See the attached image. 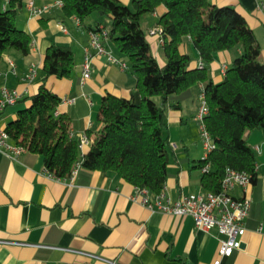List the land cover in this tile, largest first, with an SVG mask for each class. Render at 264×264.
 <instances>
[{"label": "crops", "instance_id": "1", "mask_svg": "<svg viewBox=\"0 0 264 264\" xmlns=\"http://www.w3.org/2000/svg\"><path fill=\"white\" fill-rule=\"evenodd\" d=\"M28 1L23 0L15 25L31 35L30 52L23 55L8 49L0 62V92L5 88L18 94L16 102L0 112V127L13 120L17 110L28 106L22 99L37 91L43 78L45 49L56 44L71 48L74 68L68 78L49 76L45 86L62 99L57 114L69 118L72 136L80 138L89 132L92 137L100 128L102 97L108 93L128 98L135 85L127 68L120 67V62L126 64L125 56L109 38L99 33L106 54H96L89 47L90 30L107 27L110 20L90 15L83 25L74 17H63L60 8L53 5L54 0H32L35 7L51 5L41 15L32 16ZM119 1L128 6L132 2ZM209 1L220 7L232 6L245 18L260 45L259 60L264 63V0ZM5 8L7 1L1 0L0 10ZM164 11L159 5L155 12L140 18L160 66L165 63L162 45L149 30ZM181 50L190 55V67H197L200 60L188 39ZM86 53L91 55L90 72L80 84ZM239 54V48L214 53L207 68L209 79L219 83ZM108 55L116 61H110ZM8 61L13 63L12 68ZM31 68L34 74L29 76ZM203 86L200 83L193 87L191 97L181 103L180 109L169 105L164 108L170 157L163 193L170 200L202 190V171L197 161L206 154L195 115ZM68 98L74 101L68 103ZM157 102L161 105L160 100ZM245 138L255 152L258 184L246 191L251 206L240 248L222 257L219 264H264L263 132L255 128ZM8 144L14 145L11 140ZM89 146V142L81 145L80 154H85ZM85 175L75 172L68 180L58 179L47 172L40 155L29 156L27 151L14 154L0 147V264H212L218 258L222 235L215 228L203 232L195 229L190 216L167 214L155 205L150 209L141 202L143 194L114 173L93 171L88 178ZM84 178L87 182L81 181ZM233 194L239 197L241 193L236 189Z\"/></svg>", "mask_w": 264, "mask_h": 264}, {"label": "trees", "instance_id": "2", "mask_svg": "<svg viewBox=\"0 0 264 264\" xmlns=\"http://www.w3.org/2000/svg\"><path fill=\"white\" fill-rule=\"evenodd\" d=\"M0 10V62L8 49L30 52L31 35L17 28L15 16L23 0H6ZM63 17H74L81 24L92 14L108 18L103 29H94L109 38L126 59L125 68L135 78L128 98L105 94L98 109L100 128L92 137L84 136L89 150L80 154V138L72 136L69 118L56 114L62 99L45 86L49 76L70 77L74 60L69 46L49 45L42 60L43 78L37 91L26 96L28 106L16 111L5 131L16 146L28 155H40L45 169L58 179L68 180L74 173L111 172L149 196L160 194L168 177L170 145L165 106L180 109L192 89L203 84L202 97L207 114L202 123L214 149L197 161L202 169V190L220 191L227 169L249 175L258 184L257 161L245 134L260 128L264 137V63L259 60L260 45L245 18L232 6H216L209 0H132L128 6L119 0H59ZM157 35L162 40L164 65L160 66L141 27L140 18L155 12ZM89 32V33H90ZM196 50L199 63L191 68V57L181 50L185 40ZM240 49L224 71L223 79L213 83L208 65L219 51ZM157 100H160L161 105ZM87 182L85 178L81 180Z\"/></svg>", "mask_w": 264, "mask_h": 264}, {"label": "built area", "instance_id": "3", "mask_svg": "<svg viewBox=\"0 0 264 264\" xmlns=\"http://www.w3.org/2000/svg\"><path fill=\"white\" fill-rule=\"evenodd\" d=\"M53 5L60 7L61 2L59 0H54ZM50 7L51 5L49 4H45L42 7H35L32 0L27 2V8L32 16H39ZM98 29L101 30L103 28L100 26ZM160 31L161 30L159 28L154 27L149 30V34L158 35ZM102 33L104 34L105 32L102 31ZM98 37V32L89 33V47L95 49L96 54H106L98 40ZM159 43H162L160 37ZM90 59L91 55L86 53L81 69V76L79 80L80 84H83L89 77ZM108 59L110 61H116L109 55ZM8 64L11 68L13 67V63L11 61H8ZM200 65L201 64L199 63L198 67ZM120 67L124 69L125 63L120 62ZM33 74L34 71L31 68L29 76H32ZM17 99L18 94L16 91H9L3 88L0 92V112L7 105L15 103ZM65 101L72 103L74 98H68ZM207 112V106L202 97L200 106L195 115V120L199 123V135L205 154L213 150L215 147L209 133L205 130L202 123V119ZM9 140L10 137L5 131V127H0V147L11 150L14 154L27 151L23 147L9 145ZM85 143H87V138L83 136L80 139V146ZM171 146L174 145L171 144ZM5 156L11 157L8 154H5ZM206 169L207 166H204L201 171H206ZM250 186L251 182L248 174L227 169L221 181L220 191L218 192L201 190L196 193L181 195L176 200H170L162 191L150 200L147 195V191L140 189L137 190L143 194L141 199L142 204L150 209L153 205H155L160 211L167 214H172L178 217L190 216L193 220L195 229L203 232H208L212 228H215L217 232L222 235V238L219 239L217 251L218 258L215 259L212 264H219L222 257H229L234 251L240 248L242 237L246 230L244 222L249 214L251 206V199L246 194V191ZM236 189H238L241 193L239 197L234 196L233 194V191ZM109 264L115 263L110 261Z\"/></svg>", "mask_w": 264, "mask_h": 264}, {"label": "rangeland", "instance_id": "4", "mask_svg": "<svg viewBox=\"0 0 264 264\" xmlns=\"http://www.w3.org/2000/svg\"><path fill=\"white\" fill-rule=\"evenodd\" d=\"M0 2H1V0H0ZM92 15L97 16L98 14H92ZM3 124H4V123H1V125H3ZM199 133H200V131H199ZM199 140H200L201 146H203V145H202V141H201V139H200V135H199Z\"/></svg>", "mask_w": 264, "mask_h": 264}]
</instances>
